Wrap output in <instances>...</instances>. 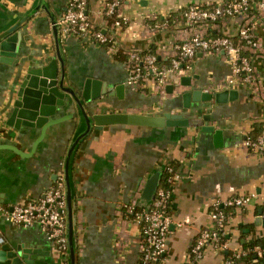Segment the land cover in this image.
<instances>
[{"label": "crops", "instance_id": "1", "mask_svg": "<svg viewBox=\"0 0 264 264\" xmlns=\"http://www.w3.org/2000/svg\"><path fill=\"white\" fill-rule=\"evenodd\" d=\"M0 0V41L13 31L21 32L19 50L13 63L0 59V136L3 143L17 146L0 147V208L36 198L64 172L68 151L79 134L87 129L79 114L48 125L44 136L39 127L16 129L6 120L17 97V87L24 72L57 57L52 16L58 18L68 0ZM195 1L221 0H125L124 12L130 22L118 29L111 54L107 46L89 43L77 37L60 36L65 59L66 85L82 88L85 81L99 80L107 92L92 104L99 112H141L162 114L182 112L195 117L211 114L210 124L223 129L224 144L216 146L213 132L200 125L149 126L112 123L97 128L94 124L75 146L70 162L75 217L76 264H138L140 223L125 217L123 204L135 201L146 206L144 186L152 173L167 164L179 173L172 184L170 213L173 218L167 237V249L160 264H218L227 251L209 248L199 261L190 263L189 248L200 229L209 221L211 202L234 193L259 192L264 181V153L247 148L242 141L260 132L264 120V25L255 18V34L260 40L257 50L245 49L253 59L259 86L254 91L247 82L230 88L239 91L237 98L226 102L212 100V107L192 101L185 107L182 92L192 88L217 91L218 84L232 74L223 52H197L189 72L169 74L166 93L142 91L127 84L126 51L153 50L163 60L171 55L170 43L192 32L189 25L152 30L149 14L176 10ZM104 0H89L88 13L94 23L110 30L101 14ZM246 20L253 21L252 16ZM244 20L227 17L209 21L195 30L206 36H236ZM17 25L16 27H14ZM165 44L168 49L162 47ZM7 49H4L6 52ZM7 57L1 55V57ZM188 76L187 78H184ZM20 78V79H19ZM190 84H183L182 81ZM78 110L75 105L61 109L57 116ZM36 142V143H35ZM160 180V182H161ZM256 198L243 208L233 210L229 221L230 248H240L264 235V206ZM189 218L178 226L175 222ZM0 236L3 242H22L39 252L49 264H69L68 256L54 248L39 223L16 225L0 210ZM0 240V242H2ZM246 264H255L249 262Z\"/></svg>", "mask_w": 264, "mask_h": 264}, {"label": "built area", "instance_id": "2", "mask_svg": "<svg viewBox=\"0 0 264 264\" xmlns=\"http://www.w3.org/2000/svg\"><path fill=\"white\" fill-rule=\"evenodd\" d=\"M124 2L125 0H104L101 14L105 18V24L110 28V33H107L108 30L97 26L90 17L89 0H68L58 20L60 36L72 35L81 41L104 44L108 52L114 54L118 50L114 41L118 29L130 22V17L124 12ZM250 16L253 21L246 20ZM149 17L153 20L152 30L168 28L171 25L181 29L189 25L192 32L185 38H176L171 41V55L167 61L161 59L153 50L137 48L127 50L125 65L129 86L137 90L158 91L165 94L169 74L189 72L192 69L193 57L201 51L223 52L231 65L232 74L218 84L221 88H230L243 81L249 83L256 91L259 86L258 73L253 59L244 54V50L249 48L257 50L260 45L254 27L257 18H260V22L264 25V0L195 1L176 10L166 11L162 19L155 13L149 14ZM227 17L244 20L236 36L231 34L206 36L195 30L209 21L216 22ZM162 47L168 49L165 44H162ZM262 123L261 132L256 137L247 135L242 145L264 153V120ZM165 168L168 171L166 183L160 182L149 206L137 209L135 201L123 204L125 217L140 223L141 242L138 264H160L166 253L167 237L173 223L169 209L172 184L179 173L172 164H168ZM256 198L260 199L264 206V181L259 192H238L224 199L215 198L211 202L209 221L202 226L190 245V263L202 259L207 250L212 248L216 252L227 251L218 264H246L242 261V257L248 254L250 248H230V241L227 238L228 225L233 210L243 208ZM0 210L13 224L28 226L39 223L44 234L52 241L54 248L63 256L67 255V200L64 172L58 173L53 184L47 187L39 197L16 202L10 207L1 206ZM186 222H189V218L175 223L181 226ZM0 240L2 241L3 238L0 237ZM254 249L262 255L264 245H256Z\"/></svg>", "mask_w": 264, "mask_h": 264}, {"label": "water", "instance_id": "3", "mask_svg": "<svg viewBox=\"0 0 264 264\" xmlns=\"http://www.w3.org/2000/svg\"><path fill=\"white\" fill-rule=\"evenodd\" d=\"M48 9L46 1L40 0L39 7ZM60 16L53 19V29L57 49V57L52 58L47 63L28 68L23 77L19 80L17 87V97L13 101L11 112L6 120L16 129L25 127H39L41 133L37 142L42 139L45 131L51 123L61 121L65 118L79 114L86 122L87 129L79 134L69 148L66 160L64 162V180L67 200V237L69 264H76L75 249V217L72 186L70 183V162L75 146L80 138L86 134L93 124L97 128H102L105 124L128 123L142 124L149 126H189L200 125L203 131L213 132L216 146H223V129L210 124V113H205L195 117L184 116L182 112L164 111L162 114H150L141 112H99L93 102L102 94L107 92L103 88V83L99 80L88 78L82 88L66 85L65 59L62 56L60 48ZM15 25L14 27H16ZM21 40V32L13 31L9 36L0 41V54L7 57H1L8 63H13ZM4 49H7L4 52ZM185 76L184 78H187ZM189 78V77H188ZM183 84H190L182 81ZM239 94L236 88H224L217 91H209L203 88H192L182 92L185 107H191L192 101H202V105L208 108L212 107V100L216 102H226L229 99L237 98ZM75 105L78 110L67 112L57 116V113L63 108ZM36 143V142H35ZM0 147H10L22 153L20 149L9 143H3L0 136ZM163 169L157 170L149 176L142 196L147 200L149 206L155 191L160 184ZM264 223V222H263ZM1 237V236H0ZM4 241V239H3ZM0 242V264H49L48 260L36 255L39 251L26 246L24 243H13L11 241ZM36 253V254H35Z\"/></svg>", "mask_w": 264, "mask_h": 264}, {"label": "trees", "instance_id": "4", "mask_svg": "<svg viewBox=\"0 0 264 264\" xmlns=\"http://www.w3.org/2000/svg\"><path fill=\"white\" fill-rule=\"evenodd\" d=\"M107 33H110V31L108 30ZM126 57H127V55H126ZM262 124L263 123H261L260 129H259L260 132L262 129ZM258 134H255V135L250 134V135L253 137H256ZM166 166H168V164ZM167 175H168V171H167V168H165V171L163 173L162 180H161L163 184H164V182L166 183L165 178ZM143 207L144 206L136 205L137 209H142ZM256 245H264V235L256 237V238L252 239L251 241H247L243 244L244 248H250V251L248 252V254L246 256L242 257V261L244 263L254 262L255 264H264V252L262 255H259L258 252L254 249Z\"/></svg>", "mask_w": 264, "mask_h": 264}]
</instances>
